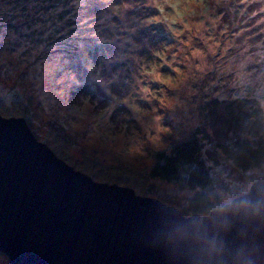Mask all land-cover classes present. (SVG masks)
Instances as JSON below:
<instances>
[{
	"label": "rangeland",
	"instance_id": "374dc122",
	"mask_svg": "<svg viewBox=\"0 0 264 264\" xmlns=\"http://www.w3.org/2000/svg\"><path fill=\"white\" fill-rule=\"evenodd\" d=\"M213 99L248 100L264 121V0H0V116L94 182L179 210L193 193L148 174L196 136L218 163L211 199L247 193L264 164L242 174L214 146Z\"/></svg>",
	"mask_w": 264,
	"mask_h": 264
},
{
	"label": "water",
	"instance_id": "95a60500",
	"mask_svg": "<svg viewBox=\"0 0 264 264\" xmlns=\"http://www.w3.org/2000/svg\"><path fill=\"white\" fill-rule=\"evenodd\" d=\"M0 252L8 264H264V176L208 214L184 216L94 182L0 116Z\"/></svg>",
	"mask_w": 264,
	"mask_h": 264
},
{
	"label": "trees",
	"instance_id": "16d2710c",
	"mask_svg": "<svg viewBox=\"0 0 264 264\" xmlns=\"http://www.w3.org/2000/svg\"><path fill=\"white\" fill-rule=\"evenodd\" d=\"M204 109L209 129L216 138L214 146L231 166L245 175L259 170L264 164V121L260 109L252 107L245 99H213L205 103ZM200 135L203 141L210 142L211 136L206 131ZM204 158L202 141L191 136L174 143L167 153L156 154L148 174L151 179L179 184L193 193L186 205L179 207L186 217L203 216L220 207L218 201L209 196L214 180L207 166L208 162L218 163L213 157Z\"/></svg>",
	"mask_w": 264,
	"mask_h": 264
},
{
	"label": "clouds",
	"instance_id": "9594fccd",
	"mask_svg": "<svg viewBox=\"0 0 264 264\" xmlns=\"http://www.w3.org/2000/svg\"><path fill=\"white\" fill-rule=\"evenodd\" d=\"M163 131H165L166 129H162Z\"/></svg>",
	"mask_w": 264,
	"mask_h": 264
},
{
	"label": "snow or ice",
	"instance_id": "6c2138e0",
	"mask_svg": "<svg viewBox=\"0 0 264 264\" xmlns=\"http://www.w3.org/2000/svg\"><path fill=\"white\" fill-rule=\"evenodd\" d=\"M145 91H147V90L145 89Z\"/></svg>",
	"mask_w": 264,
	"mask_h": 264
}]
</instances>
